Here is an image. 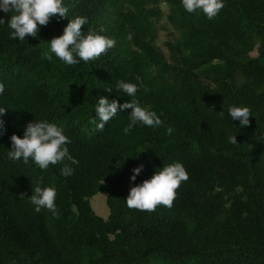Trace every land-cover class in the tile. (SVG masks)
Listing matches in <instances>:
<instances>
[{
	"label": "trees",
	"instance_id": "16d2710c",
	"mask_svg": "<svg viewBox=\"0 0 264 264\" xmlns=\"http://www.w3.org/2000/svg\"><path fill=\"white\" fill-rule=\"evenodd\" d=\"M65 5L70 17L103 27L115 46L65 65L54 54L48 59V42L68 18L54 17L38 36L18 41L7 27L11 13L0 11V106L8 110L0 135V264H264V0H224L211 20L187 13L181 0ZM137 77V98L162 124H137L124 135L128 109L98 129L97 97L130 100L114 85ZM233 104L250 109L249 125L232 122ZM35 119L65 130L72 160L40 170L8 159L10 137H23ZM176 161L189 178L171 207L127 206L133 168L144 165L139 184ZM64 164L72 175L60 174ZM34 184L56 189L57 215L34 211L27 199ZM103 190L107 219L91 204Z\"/></svg>",
	"mask_w": 264,
	"mask_h": 264
},
{
	"label": "clouds",
	"instance_id": "9594fccd",
	"mask_svg": "<svg viewBox=\"0 0 264 264\" xmlns=\"http://www.w3.org/2000/svg\"><path fill=\"white\" fill-rule=\"evenodd\" d=\"M181 4L187 13L202 12L211 20L224 7V0H181ZM0 11L11 13L7 27L10 30V37L18 41H25L26 36H38L41 28L47 26L54 17L60 20L68 18L69 22L63 33L48 42L50 51L48 59L51 60L54 54L65 65L94 61L115 46V40L103 34L105 31L103 27L89 26L86 16L70 17L65 0H0ZM5 23V20L0 18V24ZM82 26L87 27L82 31ZM139 80L140 78L137 77L135 83L124 79L116 81L114 85L116 93L120 92L132 98L123 103L119 99H110L107 96L97 97L93 123L98 129L103 130L118 113L128 109L131 111L128 114L129 122L122 130L124 135H129L137 124L150 128L162 124L157 112L143 106L137 98ZM107 91L111 92L112 89L107 88ZM2 92L3 87L0 86V93ZM6 111L8 110L5 107L0 106V135L6 131L5 121L2 118ZM228 115L232 122L239 121L241 128L250 123L251 113L247 106L230 105ZM171 131L172 129L169 128L168 133L171 134ZM10 140L11 148L8 149L7 156L12 161L22 160L25 164L31 161L40 170H47L50 165L63 163L66 158L72 160L67 146L71 141L65 130L45 119L28 122L23 126V137L13 134ZM228 140L230 143H237L236 136H229ZM116 167H121L119 162ZM143 169V164L132 169L130 182L133 186L130 187L125 198L127 206L141 211H153L158 205L171 207L176 197V190L189 178L184 165L179 161L164 164L163 167H158L151 177L136 184L135 181ZM73 172L74 169L68 164H64L60 169V174L64 177L72 175ZM56 196L54 187L34 184L33 194L27 199L34 206L36 213L44 209L57 215Z\"/></svg>",
	"mask_w": 264,
	"mask_h": 264
},
{
	"label": "rangeland",
	"instance_id": "374dc122",
	"mask_svg": "<svg viewBox=\"0 0 264 264\" xmlns=\"http://www.w3.org/2000/svg\"><path fill=\"white\" fill-rule=\"evenodd\" d=\"M163 10L167 11L166 6H163ZM163 23V21L161 22ZM160 28L162 25H159ZM160 39H159V44L162 46L164 45L165 41L167 40V33L164 30H160ZM107 196L108 192L106 190L100 191L97 195L91 198V204L94 209V211L101 217L107 219L110 215V209L107 204Z\"/></svg>",
	"mask_w": 264,
	"mask_h": 264
}]
</instances>
